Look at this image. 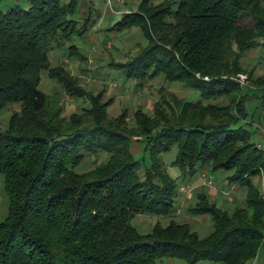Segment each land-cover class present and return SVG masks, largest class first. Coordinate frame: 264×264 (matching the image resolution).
Here are the masks:
<instances>
[{
  "label": "trees",
  "instance_id": "1",
  "mask_svg": "<svg viewBox=\"0 0 264 264\" xmlns=\"http://www.w3.org/2000/svg\"><path fill=\"white\" fill-rule=\"evenodd\" d=\"M75 7L74 0H27L0 10V112L19 103L0 130V181L8 195L0 220V264L253 260L264 248V198L253 183L264 170V145L251 140L257 129L247 126L251 117L245 103L264 98V76L251 81V90L238 74L251 77L252 69L241 64L248 52L259 48L264 54V0H164L157 5L142 0L136 10L123 13L111 29L138 27L146 44L127 61L109 65L124 79L161 75L196 95L179 100L163 89V100L179 109L169 115L157 102L151 114L138 108L132 128L126 110L109 119L100 93L86 94L62 67L49 63L50 49L93 26L88 17H71ZM76 49L73 40L69 54ZM41 70L67 94L81 101L89 97L87 107L70 114V128L44 115L46 96L37 88ZM133 137L147 154L146 165L134 158ZM174 145L178 177L168 174L161 161ZM89 156L102 160L77 172ZM218 170L231 171L228 185L245 190L246 197L229 210L199 193L189 211L208 214L212 227L200 238L172 216L178 185ZM139 214L169 220L166 225L157 220L150 232L140 233L132 224Z\"/></svg>",
  "mask_w": 264,
  "mask_h": 264
},
{
  "label": "rangeland",
  "instance_id": "2",
  "mask_svg": "<svg viewBox=\"0 0 264 264\" xmlns=\"http://www.w3.org/2000/svg\"><path fill=\"white\" fill-rule=\"evenodd\" d=\"M70 1L62 0L65 3ZM74 1L76 7L71 17L81 18L82 20L88 17L89 21L93 23V27L90 28L89 26V29L83 35L76 36L74 39L71 37L72 40L66 45L50 49L47 57L52 67H62L67 75L76 81L79 87L88 92H85L86 94L96 96L100 93L99 104L107 105L106 109L109 119L117 118L123 110H126L128 115L126 123L132 128L134 126L132 113L138 108L144 110L145 113L151 114L152 108L157 102L160 109L167 114L170 113V110H173L174 113V111L179 109L178 104L175 105L174 102L163 100L167 92V94L173 95L179 100L182 98L191 100L196 98V95L182 87L180 83L167 82L161 75L154 78H146L142 81L136 78H128L127 80L124 79V75L119 69L109 65L113 62L127 61L146 44V39L138 27H131L121 31L111 29L123 13L136 10L142 0ZM163 1L149 0L151 5H157ZM14 2L15 0H0V10L5 11ZM26 2L27 0H22L17 3L26 5ZM73 40L78 49L75 50L74 54L70 55L68 46ZM260 54L259 48H256L241 59L242 66L246 68V71L252 69V73L251 77H248L246 73L238 74V78L244 87H249L251 90H253L251 81L256 80L261 75L264 76V54ZM39 78L37 88L46 96L44 115L47 117L51 116L54 124L60 125L61 123L63 129L70 128L68 123L70 114L76 111L81 112L84 106L87 107L89 97L85 96L84 100L81 101V98L76 99L67 94L62 85L55 78H51L46 70H41ZM163 89H167V92ZM162 90L163 92H161ZM162 93L163 97L160 99ZM261 100L264 101V98L245 103V109L249 112V117H251V122L249 117L246 120L250 122L247 124L248 128L251 131H253V128L257 129V132L253 131L251 140L264 145V109L259 106L262 104ZM220 102L225 103L226 101ZM17 110H19V103H12L0 112V130L6 128L12 111ZM60 118L65 120L60 122ZM131 141V151L134 154V158L142 160L146 165L149 162L147 154L142 153L141 146L135 137ZM177 151V146L174 145L161 154L163 166L172 177L179 176L177 167L172 165ZM101 160V157H86L76 166L75 170L80 173L87 172L93 166L98 165ZM263 171L261 172L264 173ZM261 172L253 178V183L263 197L264 175H261ZM201 174L205 176L211 175L213 186L208 187L198 179L191 182V193L185 194V196H181L178 193L173 204L176 211L172 212L176 222L187 223L200 238L207 236L212 227L211 218L208 214H191L189 211V207L195 205L198 201L197 195L199 193H203L217 207L229 210H232L236 205L242 204L246 197L245 190L238 191L228 185L227 177L232 174L231 171L218 170L212 174L208 172H202ZM199 179L201 180V177ZM7 204L8 195L3 183L0 181V220L6 214ZM157 220L162 225H166L169 217L160 218L148 214H139L132 219V224L140 233H148ZM155 264H187V262L177 258H161ZM197 264L209 263L199 262ZM246 264H251V261ZM255 264H264V256H260Z\"/></svg>",
  "mask_w": 264,
  "mask_h": 264
},
{
  "label": "built area",
  "instance_id": "3",
  "mask_svg": "<svg viewBox=\"0 0 264 264\" xmlns=\"http://www.w3.org/2000/svg\"><path fill=\"white\" fill-rule=\"evenodd\" d=\"M201 179L203 180V184H205L208 187H212L213 183L210 178H207V176L201 174L200 175ZM192 191V185L188 182H183L178 185V192L181 196H185V194H189Z\"/></svg>",
  "mask_w": 264,
  "mask_h": 264
},
{
  "label": "crops",
  "instance_id": "4",
  "mask_svg": "<svg viewBox=\"0 0 264 264\" xmlns=\"http://www.w3.org/2000/svg\"><path fill=\"white\" fill-rule=\"evenodd\" d=\"M22 0H15V2L14 3H17V2H21ZM25 1V0H24ZM10 6V5H9ZM93 27V26H92ZM92 32V31H91ZM89 38H91V37H89ZM249 113V112H248ZM263 171V170H262ZM264 172V171H263ZM262 173V172H261ZM261 175H264V173H262ZM208 177V176H207ZM208 178H210L211 179V175L208 177ZM199 180V181H201V182H203V180L201 179H199V176H197V178L194 180V181H196V180ZM234 189L236 190H238V191H240L241 189L240 188H236L235 186H234ZM263 198H264V195H263ZM260 256H264V248L263 247H261L260 248V250H259V252H258V256H256L253 260H251V264H255L256 263V261H257V259L260 257Z\"/></svg>",
  "mask_w": 264,
  "mask_h": 264
}]
</instances>
